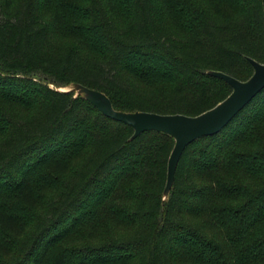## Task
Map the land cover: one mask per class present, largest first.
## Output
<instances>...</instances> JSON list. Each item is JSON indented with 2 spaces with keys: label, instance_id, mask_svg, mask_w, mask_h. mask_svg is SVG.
Listing matches in <instances>:
<instances>
[{
  "label": "trees",
  "instance_id": "16d2710c",
  "mask_svg": "<svg viewBox=\"0 0 264 264\" xmlns=\"http://www.w3.org/2000/svg\"><path fill=\"white\" fill-rule=\"evenodd\" d=\"M264 62L262 0H0V264H264V88L189 143L116 110L198 115Z\"/></svg>",
  "mask_w": 264,
  "mask_h": 264
},
{
  "label": "water",
  "instance_id": "95a60500",
  "mask_svg": "<svg viewBox=\"0 0 264 264\" xmlns=\"http://www.w3.org/2000/svg\"><path fill=\"white\" fill-rule=\"evenodd\" d=\"M262 6L264 12V0ZM247 60L253 72L246 80H239L219 70L208 71V74L225 81L231 87V92L213 107L194 116L116 110L103 91L80 83H71L57 90L82 95L104 115L129 125L133 129L130 139L138 137L145 131H159L170 135L174 139V144L167 162L163 189V198H166L173 185L175 170L185 147L200 137L218 133L264 88V62H258L250 57Z\"/></svg>",
  "mask_w": 264,
  "mask_h": 264
}]
</instances>
